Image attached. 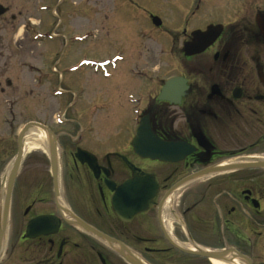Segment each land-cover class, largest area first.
<instances>
[{
    "label": "flooded vegetation",
    "instance_id": "flooded-vegetation-1",
    "mask_svg": "<svg viewBox=\"0 0 264 264\" xmlns=\"http://www.w3.org/2000/svg\"><path fill=\"white\" fill-rule=\"evenodd\" d=\"M168 3L169 25L148 13L170 38L157 69L140 47L105 54L125 75L33 77L61 118L29 120L46 139L23 175L17 135L0 264H264V0Z\"/></svg>",
    "mask_w": 264,
    "mask_h": 264
},
{
    "label": "rangeland",
    "instance_id": "rangeland-1",
    "mask_svg": "<svg viewBox=\"0 0 264 264\" xmlns=\"http://www.w3.org/2000/svg\"><path fill=\"white\" fill-rule=\"evenodd\" d=\"M166 1L156 5L153 0H136L133 4L128 0H0L9 8L0 18V188L12 164L21 128L31 119L44 118L51 124L60 108L59 99L45 93L44 88H32L33 77L53 73L90 75L94 69V74L103 77L125 75L120 71L121 61L115 62V72L103 62L105 54L126 51L127 58L133 60L137 59L134 49L140 47L145 66L157 69L158 63L148 55L153 50L159 53L158 44L163 46L170 38L151 24L148 13L163 20L164 26L169 25L175 10ZM162 48L160 74H169L174 72V60L168 55V47ZM36 101L43 106L35 107ZM70 112L64 118L72 117ZM56 116L61 118L59 112ZM114 121L111 127L118 126ZM25 155L20 175L28 169L27 151Z\"/></svg>",
    "mask_w": 264,
    "mask_h": 264
},
{
    "label": "water",
    "instance_id": "water-1",
    "mask_svg": "<svg viewBox=\"0 0 264 264\" xmlns=\"http://www.w3.org/2000/svg\"><path fill=\"white\" fill-rule=\"evenodd\" d=\"M4 12H5V8H3L0 5V15ZM153 22L155 25L160 24V20L157 17H153ZM211 32H212V30L209 29L204 33V35H209V34H211ZM191 49L192 48L190 47V44H187L185 47L186 53H195L196 51H199V50H191ZM169 84H170V81H167L165 84V87L162 90V93H164L166 91V88L169 87ZM146 121L147 120H145V121L141 120V122L138 126H148L149 124ZM32 125L41 126V125L33 123V122L25 124L23 129L19 133V136H18L19 142L22 140V137H23L24 133L26 132V130H28V128ZM20 159H21V147L19 145V150H18L16 160L13 164V167L11 166V168H10L9 182H8L7 187H6L4 200H3V204H2L1 218H0V235H1V237H2V235H4V232H5L6 226H7L8 207H9V202H10V193H11V188H12V182L14 181V178L16 176V172H17V169H18V166L20 163Z\"/></svg>",
    "mask_w": 264,
    "mask_h": 264
},
{
    "label": "bare ground",
    "instance_id": "bare-ground-1",
    "mask_svg": "<svg viewBox=\"0 0 264 264\" xmlns=\"http://www.w3.org/2000/svg\"><path fill=\"white\" fill-rule=\"evenodd\" d=\"M46 139V134L44 131L36 128H31L23 137L24 141V151L28 149H34L38 146L43 145L44 140ZM10 168L7 170L6 175L3 179V188L5 189L9 182ZM217 263V262H215Z\"/></svg>",
    "mask_w": 264,
    "mask_h": 264
}]
</instances>
